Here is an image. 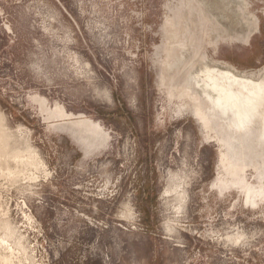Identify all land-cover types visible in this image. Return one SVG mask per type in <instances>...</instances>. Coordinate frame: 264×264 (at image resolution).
I'll return each mask as SVG.
<instances>
[{
  "label": "rangeland",
  "instance_id": "374dc122",
  "mask_svg": "<svg viewBox=\"0 0 264 264\" xmlns=\"http://www.w3.org/2000/svg\"><path fill=\"white\" fill-rule=\"evenodd\" d=\"M264 0H0V264H264Z\"/></svg>",
  "mask_w": 264,
  "mask_h": 264
},
{
  "label": "bare ground",
  "instance_id": "6f19581e",
  "mask_svg": "<svg viewBox=\"0 0 264 264\" xmlns=\"http://www.w3.org/2000/svg\"><path fill=\"white\" fill-rule=\"evenodd\" d=\"M188 90L198 93L209 103L210 111L228 123L234 137L249 133L262 111L261 137L264 139V81L236 75L231 70L206 67L190 75Z\"/></svg>",
  "mask_w": 264,
  "mask_h": 264
}]
</instances>
